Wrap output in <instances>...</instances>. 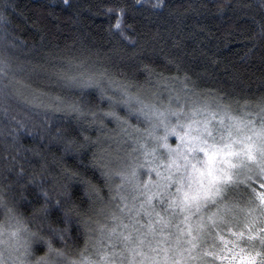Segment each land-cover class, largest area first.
<instances>
[{
  "label": "snow or ice",
  "instance_id": "6c2138e0",
  "mask_svg": "<svg viewBox=\"0 0 264 264\" xmlns=\"http://www.w3.org/2000/svg\"><path fill=\"white\" fill-rule=\"evenodd\" d=\"M136 2L149 3L153 9L165 7V0ZM64 3L67 5L69 0ZM9 6L7 0H0V7ZM260 7L264 9V0H260ZM123 17L124 9H120L113 28L122 40L135 43L125 32ZM5 19L0 14V20ZM259 27L257 35L264 40V24ZM18 47L6 41L0 49V110L5 116L14 103H24L45 109V115L49 110L64 112L77 123L84 119L90 125H103L105 118H111L128 138L122 142L128 144L130 140L131 145L125 153L128 163L119 171L110 169L93 153V167L101 169L110 191L113 176L121 177L116 195L110 197L116 200L118 196L120 200L116 210L106 216L111 223L96 221V227H91V217H86L73 202L72 189L75 184L89 193L99 189L86 171L73 169L66 161L59 175H53L46 163H40L39 170L33 165L27 184H20L23 189L35 185L43 197L39 206L33 205L31 213L36 231L17 211L20 201L27 200L24 192L19 193V200L12 206L0 194V209L9 222L7 228L0 223V264H215L217 259H227L229 264L236 260L239 264H264V96L244 101L236 110L222 97L215 103L191 98L181 102L179 94H170L167 105L159 107L139 95H130L127 88L120 90L119 98L109 95V70H95L94 65L85 61L77 65L81 69L77 75L57 74L61 87L69 93L78 90V95L50 96L32 87L33 77L40 74L42 65H14L13 60L18 58L11 50ZM143 71L148 77L154 74L148 65ZM158 75L162 77V73ZM188 79L186 75L185 88ZM89 89L97 90L100 99L107 100V111L89 105ZM118 108L123 109V116ZM131 118L146 127L132 125ZM173 136L175 146L169 140ZM53 139L63 144L64 155L69 157H78L86 148L99 143L88 136L78 142L71 132ZM46 149L48 146L44 145L29 151L44 160ZM7 171H12V167ZM23 173L21 168L17 184ZM144 175L149 179H142ZM48 184L51 189L45 187ZM126 184L133 193L130 201L120 191ZM54 214L62 219L64 227L51 219ZM73 220L83 229L85 239L80 248L70 243ZM241 225L243 230H232ZM224 229L232 233L233 240H224ZM217 238L224 242V247L217 248ZM57 241L61 246H56ZM41 242L45 248L38 255L33 244Z\"/></svg>",
  "mask_w": 264,
  "mask_h": 264
},
{
  "label": "trees",
  "instance_id": "16d2710c",
  "mask_svg": "<svg viewBox=\"0 0 264 264\" xmlns=\"http://www.w3.org/2000/svg\"><path fill=\"white\" fill-rule=\"evenodd\" d=\"M7 3L9 7H0V14L6 17L0 20V49L6 41H11L19 46L11 50L14 58H18L13 60L14 65L20 63L26 68L42 65L40 74L33 77L32 87L50 96L78 95V90L69 93L63 89L57 74L77 75L80 61L94 65L98 71L107 68L111 76L108 94L117 98L120 90L127 88L130 95L143 99L155 97L165 103L174 92L212 103L222 97L238 110L244 101L252 102L264 96V40L257 35L259 26L264 24L260 0H165L161 9H153L149 3L138 4L136 0H69L67 5L64 0H7ZM246 4L250 7H244ZM220 5L224 7L221 9ZM120 9H124L125 32L135 43L122 40L113 28ZM145 65L154 70L151 77L143 71ZM161 73L162 77L158 75ZM186 75L189 79L185 88ZM87 91L90 95L86 100L91 107L108 110L107 100H101L97 90ZM117 111L124 115L122 108ZM130 123L141 129L146 127L135 118ZM67 132L78 142L88 136L99 143L92 144L78 157L65 156L63 144L53 137ZM120 135L111 118H105L103 125H90L84 119L77 123L64 112L49 110L45 115L43 108L14 103L8 116L0 110V194L12 206L19 200V193L24 192L27 200L20 201L17 211L29 228L36 231L31 213L33 205L39 206L43 197L35 185L23 189L20 184H27L33 165L39 170V164L46 163L53 175H59L66 161L69 167L86 171L99 189L89 193L79 184L72 189V200L86 217H91V227H96V221L111 223L105 214L119 201V197L116 200L110 197L116 195V181L121 177L113 176L110 191L104 184L101 169L93 167L92 157L96 153L114 169L109 162L119 146ZM44 145L50 149L44 151V160L29 151ZM21 168L24 173L17 184ZM45 187L51 189V184ZM51 219L64 227L56 214ZM0 223L9 226L3 209H0ZM70 228L73 237L70 243L74 248L83 247V229L75 220ZM232 230L241 231L243 226ZM221 235L224 240L234 239L227 229ZM215 245L222 248L224 242L217 238ZM56 246H61L58 241ZM33 248L39 255L45 246L41 242L33 244ZM215 264H229V261L217 259Z\"/></svg>",
  "mask_w": 264,
  "mask_h": 264
},
{
  "label": "rangeland",
  "instance_id": "374dc122",
  "mask_svg": "<svg viewBox=\"0 0 264 264\" xmlns=\"http://www.w3.org/2000/svg\"><path fill=\"white\" fill-rule=\"evenodd\" d=\"M171 95L172 96H176L177 94H175L174 92L173 93H171ZM180 96H181V102H184V100L185 99H187V98H191L192 100H199L201 103H203V102H205V101H203V100H200V99H195L194 97H189L188 95H184V94H179ZM143 99V98H142ZM144 100H145V102H147V103H155V104H157V106H159V107H164V106H166L167 105V102H168V100H166V102L164 103H162L161 101H158L155 97H153V98H144ZM146 126V125H145ZM121 137H119L118 139H117V142L119 143L118 145V147H117V150H116V152L114 153V155L110 158V162H109V164L111 165V166H113V168H114V170H117V171H119V170H122L123 168H124V165L125 164H127L128 163V160H127V158H126V155H125V153H126V151H127V149L129 148V146L131 145V141L129 140L128 141V144H124L122 141L123 140H127L128 138L126 137V136H123V134L121 133V135H120ZM169 140H170V143L173 145V146H175V143H176V139H175V137L173 136V137H170L169 138ZM115 176V175H114ZM118 177V176H117ZM152 178L153 179H155V176H154V174H153V176H152ZM142 179H144V180H148L149 179V177L147 176V175H144L143 177H142ZM121 182V178H119V180H118V182L116 181V185L117 184H119ZM121 191V193L122 194H124V195H128V197H129V201L131 200V195L133 194L132 192H131V190H130V187L126 184L125 185V187L123 188V189H121L120 190ZM118 197V196H117ZM118 203H120V200L118 201ZM118 203H114V204H112V210L111 211H113V210H116V208H115V206H116V204H118ZM118 211V210H117ZM109 213H107V214H105V216H107ZM7 238V234H5V239ZM231 240H233V239H226V241H231ZM23 241H20V243H22ZM0 247H2V246H0ZM223 247H224V245H223ZM5 256H6V258H7V253H5ZM226 261H228L227 259H225ZM233 263H236V264H239V260H236V261H234Z\"/></svg>",
  "mask_w": 264,
  "mask_h": 264
}]
</instances>
